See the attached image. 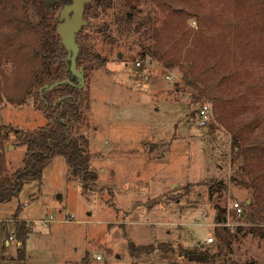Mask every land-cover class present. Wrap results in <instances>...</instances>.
I'll list each match as a JSON object with an SVG mask.
<instances>
[{"label": "rangeland", "instance_id": "1", "mask_svg": "<svg viewBox=\"0 0 264 264\" xmlns=\"http://www.w3.org/2000/svg\"><path fill=\"white\" fill-rule=\"evenodd\" d=\"M241 5L236 0H140L129 30L115 20L127 10L121 1L113 0L100 17L83 15L85 24L75 36L78 53L89 49L105 64L84 63L82 120L73 135L87 139L89 170L103 190L83 196L63 158H54L40 183H28L18 198L0 203L3 264H75L84 252L91 264H199L179 256L197 246L214 256L205 264H264V239L248 230L264 228L263 223L229 216V228L243 229L225 243L214 234L220 226L214 223L215 203L227 210L234 202L251 201L248 189L229 182L236 166L230 165L232 133L226 125L241 129L246 147H264V49L244 50L235 34L223 32L229 20L239 18ZM148 28L158 33L163 50L182 55L192 48L200 56L197 67L207 96L200 93L202 83L195 89L181 79L180 70L162 68L152 58L156 38ZM183 55L182 66L191 54ZM2 68L8 75L9 66ZM204 103L213 109L201 127L197 113ZM0 123L7 128L1 147L11 173L24 155L13 130L34 131L45 121L28 97L23 105L2 102ZM240 179L249 182L251 176ZM215 181L226 190L210 200L208 187ZM18 206V219L29 230L23 246L13 220ZM43 221L50 223L43 226ZM208 237L210 245L204 243ZM128 242L163 243L169 251L134 259Z\"/></svg>", "mask_w": 264, "mask_h": 264}, {"label": "trees", "instance_id": "2", "mask_svg": "<svg viewBox=\"0 0 264 264\" xmlns=\"http://www.w3.org/2000/svg\"><path fill=\"white\" fill-rule=\"evenodd\" d=\"M67 1L69 2V0H45L44 6V3L39 0H0V104L7 102L11 105H23L28 97H32L35 110L41 112L45 121L43 126L34 131L13 130L17 146L24 147V155L21 166L11 173L7 172L5 167L3 147H1V141L7 135L5 133L7 128L0 123V203H8L18 198L24 185L31 182L40 183L44 169L56 157L63 158L70 177L78 179L83 196L103 190L97 187V178L89 170L90 156L87 139L82 135H73V128L82 120L83 89L74 86L79 85V81L69 71V61L66 60L67 51L56 34L59 12ZM112 1L89 0L84 5L83 15L87 18L100 17L101 13L110 8ZM117 1H121L127 10L123 15L116 16L115 20L125 30H129V26L138 13L136 4L140 0ZM236 1L243 4L238 12L239 18L233 23L229 20L223 27V32L228 35L235 34L238 40L236 42L242 49L249 52L261 51L264 49V0ZM60 4L64 5L59 8L54 19V11ZM44 8L46 13H43ZM140 26H135L134 30H138ZM147 30L151 31V36L156 38L157 49L149 50L152 58L158 61L162 68L180 70L181 79L189 86L200 90L199 84L202 83L203 88L200 93L207 96L208 88L203 84L202 70L197 67L200 56L192 51V48L187 49L191 56L182 66L185 57L183 53L185 54L187 50H184L182 55L169 49L163 50L162 45L157 41L158 33L151 28ZM80 33L79 30L77 34L80 35ZM144 56V53L140 55L142 59ZM85 62H94L102 67L105 59L84 48L75 58L76 67H81L83 73H85L83 68ZM206 64L205 61L204 65ZM4 66H9L8 75L2 71ZM54 83H57L55 87L47 88ZM85 95L88 97V94ZM211 98L214 99L212 96ZM85 107L87 110L88 104ZM226 127L232 133L230 165L236 166L229 182L238 184L251 192V201L239 204L243 208L242 214L237 215L231 212L229 216L235 221L242 218L246 222L249 221L248 224H264V162L262 164L260 161L264 155V147H246L247 139L241 129H234L233 126L227 125ZM242 175L251 176V180L246 182L240 179ZM225 190L224 183L212 182L208 187V198L211 200L214 193ZM214 209V223L220 225L215 227L214 234L225 243L243 228L231 229L224 226L227 220L225 208L215 203ZM20 211L21 207L18 206L13 220L16 226V240L23 246L29 230L26 224L18 219ZM256 218L258 222L254 221ZM248 230L250 234L264 239V228L253 227ZM127 249L130 257L134 259L151 255L156 251H169L163 243L156 246H136L128 242ZM179 256L199 264H205L214 257L199 246L193 250H181ZM3 262L0 259V264ZM75 264H91L89 254L84 252Z\"/></svg>", "mask_w": 264, "mask_h": 264}, {"label": "water", "instance_id": "3", "mask_svg": "<svg viewBox=\"0 0 264 264\" xmlns=\"http://www.w3.org/2000/svg\"><path fill=\"white\" fill-rule=\"evenodd\" d=\"M87 2H89V0H70V3L64 5L60 10L59 23L56 26V34L60 38V43L67 51L66 60L69 61V71L79 81V85L74 86L79 89L83 87L84 76L81 67L76 69L77 67L75 63V58L78 54V46L75 43V36L76 33L80 30V28L85 24V21L82 17L84 5ZM56 85L57 83H54L47 88L51 89Z\"/></svg>", "mask_w": 264, "mask_h": 264}, {"label": "built area", "instance_id": "4", "mask_svg": "<svg viewBox=\"0 0 264 264\" xmlns=\"http://www.w3.org/2000/svg\"><path fill=\"white\" fill-rule=\"evenodd\" d=\"M134 65L135 67H139L140 63L136 62ZM212 109L213 108H211V105L208 103L206 104L204 103L202 104V106H200L198 113H197V117H198V124L201 127H205L209 123V120L212 114ZM231 212H235L237 215L242 214V208L240 207L239 203L234 202L231 205H229L228 209L226 210V214H227L226 219H228ZM49 223L50 221H43V226H46ZM228 225L229 224H227V220H226V223L224 224V226H228ZM9 239H11V237H9ZM211 242H212L211 237H208L204 241L206 245H210ZM99 259H100V256H96V260H99Z\"/></svg>", "mask_w": 264, "mask_h": 264}, {"label": "crops", "instance_id": "5", "mask_svg": "<svg viewBox=\"0 0 264 264\" xmlns=\"http://www.w3.org/2000/svg\"><path fill=\"white\" fill-rule=\"evenodd\" d=\"M20 220V219H19ZM28 221V220H27Z\"/></svg>", "mask_w": 264, "mask_h": 264}]
</instances>
